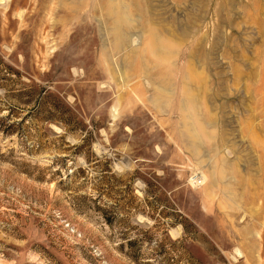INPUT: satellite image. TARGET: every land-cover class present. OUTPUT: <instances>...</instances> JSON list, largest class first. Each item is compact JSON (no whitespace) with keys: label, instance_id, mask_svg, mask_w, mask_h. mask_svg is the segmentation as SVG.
Masks as SVG:
<instances>
[{"label":"rangeland","instance_id":"obj_1","mask_svg":"<svg viewBox=\"0 0 264 264\" xmlns=\"http://www.w3.org/2000/svg\"><path fill=\"white\" fill-rule=\"evenodd\" d=\"M0 264H264V0H0Z\"/></svg>","mask_w":264,"mask_h":264},{"label":"bare ground","instance_id":"obj_2","mask_svg":"<svg viewBox=\"0 0 264 264\" xmlns=\"http://www.w3.org/2000/svg\"><path fill=\"white\" fill-rule=\"evenodd\" d=\"M201 178H202V179H204V178H205L203 174H201Z\"/></svg>","mask_w":264,"mask_h":264}]
</instances>
